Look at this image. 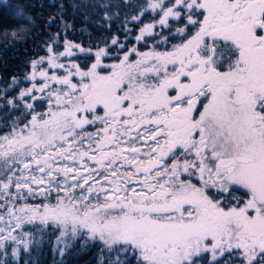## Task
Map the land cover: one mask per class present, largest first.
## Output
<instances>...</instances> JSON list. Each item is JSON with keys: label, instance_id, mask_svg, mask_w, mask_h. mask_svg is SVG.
<instances>
[{"label": "snow or ice", "instance_id": "1", "mask_svg": "<svg viewBox=\"0 0 264 264\" xmlns=\"http://www.w3.org/2000/svg\"><path fill=\"white\" fill-rule=\"evenodd\" d=\"M125 3L145 50L57 33L0 89V264L49 229L54 264H264V0Z\"/></svg>", "mask_w": 264, "mask_h": 264}, {"label": "trees", "instance_id": "2", "mask_svg": "<svg viewBox=\"0 0 264 264\" xmlns=\"http://www.w3.org/2000/svg\"><path fill=\"white\" fill-rule=\"evenodd\" d=\"M128 2L137 5L144 0ZM103 4H109L110 7L103 8ZM18 12L22 14L17 15ZM126 14L128 27L132 29L127 40L123 29ZM133 14L135 9L128 7L125 0H0V89H7L13 77L18 76L23 80L24 75L30 71V62L46 55L47 43L57 33L61 51L65 39L85 49L91 48L94 52L97 46L104 47L105 43L111 45L114 36L128 47L136 44L138 48L145 50L143 42L136 43L134 40L142 25L131 21ZM107 15L113 18L108 20ZM29 16L31 21L26 20ZM50 19L53 20L51 24L48 23ZM144 22H150V16L145 17ZM171 23L173 30L180 26L175 22ZM22 28L24 31H21ZM13 32L18 34L13 36ZM74 52L76 55L69 59L83 65L90 64L94 59H85V55L78 50L74 49ZM62 62L67 63L68 60L62 58ZM105 62L112 61L106 59ZM62 73L63 70H59V74ZM27 86V82L22 83L15 90H9L4 99H0V130L7 131L4 125L19 115L10 105L5 106V100H11L20 88ZM3 95L4 93L0 92V96ZM24 230L32 231V228L26 226ZM34 235L39 243H32L27 251L21 248L19 258H12L11 248H8L9 264H24L25 260H28L29 264H54V260L61 259L58 253L54 256L52 251V244L58 233H52L49 229L44 234ZM81 243L82 239L74 243L73 248L64 257L65 264H98L101 244L93 242L88 248L81 249ZM206 255L210 259V254ZM221 264H224L223 260Z\"/></svg>", "mask_w": 264, "mask_h": 264}]
</instances>
